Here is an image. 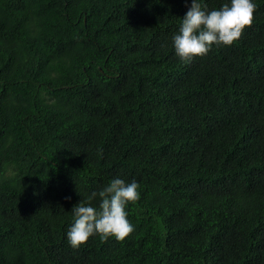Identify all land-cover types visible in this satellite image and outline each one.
I'll use <instances>...</instances> for the list:
<instances>
[{
  "label": "trees",
  "instance_id": "16d2710c",
  "mask_svg": "<svg viewBox=\"0 0 264 264\" xmlns=\"http://www.w3.org/2000/svg\"><path fill=\"white\" fill-rule=\"evenodd\" d=\"M191 2L0 0V264H264V0L186 63ZM115 178L134 231L73 249Z\"/></svg>",
  "mask_w": 264,
  "mask_h": 264
},
{
  "label": "clouds",
  "instance_id": "9594fccd",
  "mask_svg": "<svg viewBox=\"0 0 264 264\" xmlns=\"http://www.w3.org/2000/svg\"><path fill=\"white\" fill-rule=\"evenodd\" d=\"M255 8L253 0H230V4L208 11L207 5L202 7L198 0H192L179 33L173 37L176 55L187 63L206 55L213 45L231 46L251 27ZM138 189L136 181L126 183L115 178L98 193L93 192L87 201L75 205L74 223L67 232L70 246L79 249L94 235L103 241L111 237L125 240L134 231L126 207L140 198ZM97 196L100 198L98 209L91 206Z\"/></svg>",
  "mask_w": 264,
  "mask_h": 264
}]
</instances>
